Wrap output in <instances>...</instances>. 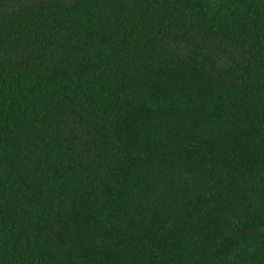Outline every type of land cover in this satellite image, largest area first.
Here are the masks:
<instances>
[{
	"label": "trees",
	"instance_id": "1",
	"mask_svg": "<svg viewBox=\"0 0 264 264\" xmlns=\"http://www.w3.org/2000/svg\"><path fill=\"white\" fill-rule=\"evenodd\" d=\"M0 264H264V0H0Z\"/></svg>",
	"mask_w": 264,
	"mask_h": 264
}]
</instances>
